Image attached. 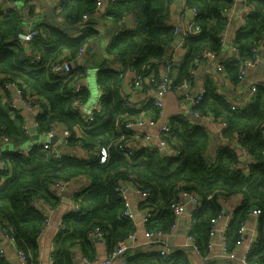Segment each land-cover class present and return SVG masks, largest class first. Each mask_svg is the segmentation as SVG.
Listing matches in <instances>:
<instances>
[{
  "label": "trees",
  "instance_id": "trees-1",
  "mask_svg": "<svg viewBox=\"0 0 264 264\" xmlns=\"http://www.w3.org/2000/svg\"><path fill=\"white\" fill-rule=\"evenodd\" d=\"M20 1L30 7L28 16L35 17V5L40 0ZM97 2L62 0L51 18L36 23L33 30L39 34L26 45L18 40V35L26 29V15L15 5L8 12L0 11V82L2 79L18 81L21 89L47 102L49 109L35 119L38 138L48 133L55 122L69 129L80 125L84 128L81 136L74 135L69 145L81 143L85 150L105 148L108 153L107 160L102 162L99 156L87 161L58 160L39 145L26 155L0 150V158L5 163L0 176H10L0 187V221L7 222L6 228L12 229L10 233L18 249L26 251L33 263H39V240L46 229V217L34 202L42 200L54 210L63 200L50 192L51 184L86 180L90 186L79 195L82 196L81 209L63 216L64 230L55 239L52 258L53 264H74L73 251L80 250L91 263H96L98 251L88 238L90 231L99 228L104 232L107 253L137 231V226L124 216L125 205L117 191L120 184L134 183L141 191H148L147 205L138 203V208H148L153 214L152 223L145 226L149 230L168 231L176 222L173 207L180 193L196 194L202 204L194 214L195 223L189 235L194 238L199 255L206 258L210 254L213 222L219 219L225 202L241 197L243 201L229 221L224 244L228 251L235 250L241 239L240 226L248 221L251 212L258 210L257 238L246 261L264 264V86L257 85L251 104L239 110L218 94L213 79H208L202 101L192 109L196 115L207 114L227 124L223 135L238 137L240 146L251 159L248 172H244L243 161L230 145L220 147L214 159L207 156L210 146L207 130L182 116L170 120L168 138L180 151L179 157L160 152H134L130 158L125 157L119 150L123 139L128 140L130 135L125 122L140 117L143 110L128 108L119 93L118 73L108 62H119L139 73H157V62L168 55L179 31L167 24L173 0L108 1V17L120 22L127 14H133L138 26L134 31L118 34L107 46L105 64L96 76L104 92L103 114L86 124L73 105L76 101L87 103L90 91L74 94L71 87L75 81L86 78L85 69L77 67L70 78L60 79L51 73L50 66L61 59L74 60L98 37V31L92 27L95 14L100 11ZM186 2L187 8L199 11L195 22L202 32L186 39V57L171 69L174 88L185 80L193 81L190 71L204 51L215 53L217 57L227 49L218 36L228 24L223 11L229 10L233 1ZM30 3L35 5L30 6ZM247 4L253 12L247 17L245 28L233 40L237 55L222 60L224 75L235 85L240 83L241 65L255 58V47L260 48L262 55L264 46V0H247ZM85 15L89 16L86 24L89 27L82 29ZM145 110L160 117L159 110L149 103ZM26 127L22 112L12 109L0 94V135L9 137L12 144H22L32 139ZM192 255L181 250L166 259L159 254L140 253L126 256V261L128 264H193ZM0 264L10 263L0 259Z\"/></svg>",
  "mask_w": 264,
  "mask_h": 264
},
{
  "label": "built area",
  "instance_id": "built-area-1",
  "mask_svg": "<svg viewBox=\"0 0 264 264\" xmlns=\"http://www.w3.org/2000/svg\"><path fill=\"white\" fill-rule=\"evenodd\" d=\"M110 3L115 2L116 0H108ZM41 2V0H40ZM105 3V0H98L97 6L100 9ZM247 4V2H246ZM14 9L13 3H8L5 10H0L1 12H8L9 10ZM183 11L189 12V26L186 28V31L182 33H178L177 37L179 39L178 44L174 45L173 49L168 52V55L165 59L158 61V71H150L148 73H139L133 70L132 78H128L126 68L121 65H116L114 67H110L113 71L118 73L120 78V87L119 93L123 100L126 102L128 108L133 110H143L141 112V116L134 119H129L125 122V129L130 132L129 139H123L122 143L119 145L120 152L127 158H130L134 152H160L162 154L177 158L180 156V151L175 148L168 140L170 137L171 125L170 120L163 123L161 128L158 130L156 134H151L148 129L155 128L159 120H154L150 117L146 112L147 104L153 105L160 112V117L162 118L165 111V100L168 94L176 90L177 94L180 97H184L186 99H191V107H196L201 101L204 94V91L194 95L193 93V83L197 76L198 70L203 66L206 59L215 58L216 54L210 51H204L202 55L195 62V68L190 71L191 75L194 77L193 81L185 80L180 86L174 88L173 77L171 76V69L177 65V50L180 48H184L185 41L191 35L197 36L200 35L202 29L199 25L196 24L195 19L199 14V11L196 8H187ZM253 12V8L247 4V17H249ZM223 14L229 21V10H224ZM89 16L85 15L82 18L81 24L82 29L89 27L86 25L88 23ZM81 32V31H80ZM38 32L34 31L32 28L25 29L22 33L18 35V40L22 44H28L32 42L37 36ZM227 27L224 31H222L218 38L223 46L228 47L227 39ZM230 57L237 55V50L234 45L229 48ZM253 53L255 58L253 60H248L241 65L239 72V80L240 83L243 82L246 77L250 74V72L258 65L261 60L260 48L255 47L253 49ZM86 49H82L78 56L74 60L61 59L50 66L51 73L60 79H67L72 76V73L77 67H80V63L85 59ZM222 60L217 61L216 69L218 72H223ZM261 85L264 86V83ZM72 90L74 94H79L83 90L90 91L89 84L85 79L80 81H75L72 85ZM99 87V86H98ZM99 98L97 103L91 108L89 114L84 115L83 109L87 103H83L81 101H76L73 105V109L75 112L85 120L86 124L93 123L98 116L103 114L102 107V99L104 97V92L99 87ZM257 91V86L253 87L251 90V95L254 97ZM0 94H2L4 101L10 105V107L14 110H23L27 111H39L43 107V101L37 95L32 92L24 91L20 88L19 82L12 79H2L0 82ZM229 102V101H228ZM230 103V102H229ZM231 104V103H230ZM232 105V104H231ZM233 106V105H232ZM234 107V106H233ZM239 110H243L241 108H236ZM195 117L199 116L194 114ZM203 119H213L212 122L219 129V132H222L227 128V124L221 120H216L210 115L202 116ZM36 127V126H35ZM27 132L30 131L29 127H26ZM84 128L80 125H76L73 129H69L64 126L60 122H55L52 124L51 130L46 133L48 137V141L41 143L39 146L43 151H50L55 159L63 160L67 158L75 159L78 161H87L92 160L91 158L100 157L102 162H105L108 157L107 150L105 148H101V150H85L82 147L81 143H77L75 146L71 147L70 140L75 135L76 137H80ZM58 136V140L55 144H52L50 139ZM10 138L7 136L0 135V150L4 145L10 144ZM69 146L71 149H69ZM237 151V150H236ZM238 156L241 158L251 159L247 154L246 150L243 147L238 148ZM27 152L22 153V155H26ZM250 164V163H249ZM5 169V163L0 158V171ZM244 172H248V168ZM10 176H0V187H2L6 180H8ZM90 183L88 181H84L83 185L74 188L72 182H64V181H55L53 184L49 186L50 192L54 194V196L63 200L64 196H67L70 200V207L67 210V214L77 213L81 209V198L79 196L82 194L88 187ZM119 197L123 200L125 205L124 216L131 220L137 226V212L136 206H134L128 192L137 193L139 196L138 203L146 204L148 198V191H141L139 186L134 183H122L118 188ZM229 202V201H228ZM37 203V201H36ZM226 203H224L223 211L219 217V219L213 222V228L211 230L210 236V244L209 250L210 254L208 257L203 258L205 261L209 262V264H215L213 261L216 260V257L212 253L215 249V238L217 235H221L223 244L225 241V235L227 232L228 224L230 219L226 218ZM202 200L196 194H188V193H180L179 201L173 207L174 214L176 216V222L168 231L161 230H149L146 228V241L140 245L137 241V231L131 234L126 240L118 243V246L110 253H107L104 257L102 264H115L120 258L125 259L123 264H128L126 261V256L132 257L140 253L146 254H159L160 256L168 259L171 258L172 255L178 250L174 251L171 248V242L175 239L176 235L180 232V230H184L185 234V244L180 249L182 251L194 252L198 253V249L195 245L194 238L189 235V230L195 223L194 214L201 207ZM36 206V205H35ZM41 208L36 206L39 210H41L46 217V228L50 225L52 219V213L54 210L47 203H41ZM138 212L143 216L142 223L144 227L148 224H151V219L153 218V214L149 211L148 208L140 209L138 208ZM230 214V213H229ZM227 216V215H226ZM229 216V215H228ZM260 216V211H253L250 214V218L248 221L242 223L239 229V233L241 234L240 242H238L237 248L232 251H228L225 244L223 245L222 254L219 257V260L222 264L223 259L236 258V251L242 245L248 246L247 254L252 250L253 245L256 241L257 234V220ZM184 218V225L181 226V219ZM226 219L223 230L218 231L216 225L222 219ZM7 225H3L1 230L4 234V237L11 242L15 249L16 258L19 264H35L30 259L26 251L22 249H18L16 246L15 240L11 235L10 231L12 229H7ZM138 228V226H137ZM64 230L63 219L59 220L57 230L55 233V237ZM88 238L91 244L96 245V247L104 243L105 234L99 228H95L90 231ZM56 239V238H55ZM180 250V251H181ZM246 254V256H247ZM246 256L243 257L241 264H249L246 261ZM0 259L7 260L5 255V251L0 249ZM72 260L74 264H93L91 263L80 250L73 251ZM192 260V258H191ZM53 261V258H52ZM193 263V262H192ZM36 264H42L41 261ZM224 264V263H223Z\"/></svg>",
  "mask_w": 264,
  "mask_h": 264
},
{
  "label": "crops",
  "instance_id": "crops-1",
  "mask_svg": "<svg viewBox=\"0 0 264 264\" xmlns=\"http://www.w3.org/2000/svg\"><path fill=\"white\" fill-rule=\"evenodd\" d=\"M233 4L229 9V21L227 24V34L226 39L228 43V47L226 52L223 55L217 56L215 58L206 59L203 66L198 70L197 76L193 83V93L197 95L204 91L206 87V82L208 79H213L215 88L217 93L224 96L234 107L246 109L248 105L252 102L251 90L253 87L264 83V46L262 47V58L258 65L250 72V74L246 77V79L239 83L238 85L232 84L227 76L224 75L223 72H218L216 69L217 61L221 59H228L230 57L229 48H231L233 44V40L235 39L237 33L245 28L246 20H247V0H232ZM20 2L18 5L17 3ZM8 3H14V5L24 14L26 15L25 19V27L26 29L32 28L34 29L37 22L41 21L43 18H51L54 10L58 9L62 3V0H44L41 2H36L35 5V17L28 16L29 6L20 0H0V10H5ZM187 5L186 0H173L170 10V15L167 18V24L170 27H174L180 33L186 31V28L189 26V12L183 11ZM31 6V3H30ZM108 0H105L104 5L100 8V11L95 14L92 27L98 31L99 35L96 39L91 40L88 43L85 59L79 64L80 67L85 69V73L87 74L88 70H93V72L97 75L101 67L105 64L106 61V48L111 43L112 39L116 37L118 34L125 31H134L136 30L138 24L136 18L133 14H127L124 19L120 22L113 21L110 17H108L107 13L108 9ZM173 45V44H172ZM170 46L169 52L173 49V46ZM187 54V48H180L177 50V63L181 64L185 59ZM111 63V64H110ZM108 65L110 67H114L116 65H121L119 62L109 61ZM124 67V66H123ZM128 78H132L133 69L130 67L126 68ZM87 76V75H86ZM87 82V79H85ZM88 83V82H87ZM89 84V83H88ZM43 101V107L39 109V111H27L23 110L22 114L27 122V127L29 129L36 126L35 119L39 114H43L49 109V105L47 102ZM89 104L85 105L83 109L84 115L89 114L91 108ZM151 112V113H150ZM150 117L159 118V122L157 123L155 128L148 129L151 134H156L158 130L161 128L162 124L171 120L176 116H182L187 118L194 125H199L205 128L210 136V146L207 151V156L211 158H215V155L220 147L223 145H230L233 149L238 151L240 147L238 137L232 136L226 138L223 135V131L219 132V129L212 122L211 119H203L201 116H194V112L191 107V99H186L184 97H180L177 94L176 90L171 91L166 100H165V111L161 117H154L155 114L152 113L151 110H148L147 113ZM30 138H38L31 131H28ZM244 164V169L246 170L249 166V159H246L242 162ZM86 181V180H85ZM84 181L75 180L73 181V187L77 188L83 185ZM133 202L134 206H136V218H137V241L140 245H142L146 241V228L142 223L143 216L138 212V201L139 196L137 193L128 192ZM243 199L241 197H234L229 202L226 203V212H229V216L226 218H231L234 211L240 207ZM42 200H37V203L34 202V205L39 206L41 208ZM70 201L67 196L63 197V203L58 205L54 212L52 213V219L48 228L45 229L43 235L40 237L39 244L41 248V256L40 261L42 264H53L52 254L55 246V233L57 230V226L59 220L63 218V216L67 215V210L70 207ZM184 219V218H183ZM184 221V220H183ZM226 219H222L216 225L218 231L223 230ZM8 224L7 222L0 221V249L5 251V255L7 257V261L10 264H19L16 258V253L13 245L9 240L4 237L2 233V226ZM184 223L181 224L183 227ZM257 238V234L255 236ZM185 244V234L184 230H180V232L176 235L175 239L171 242V248L176 251H180L181 247ZM215 249L213 250V254L216 257V260L213 262L215 264L221 263L219 257L222 254L223 249V241L221 235H217L215 238ZM247 244L242 245L236 251V258H226L223 259L222 264H241L242 259L247 254ZM98 251V261L93 264H102L104 257L107 254V249L104 243H101L97 246ZM140 253V252H139ZM125 259L120 258L115 264H123ZM193 264H209V262L205 261L199 254L194 253L192 255Z\"/></svg>",
  "mask_w": 264,
  "mask_h": 264
},
{
  "label": "rangeland",
  "instance_id": "rangeland-1",
  "mask_svg": "<svg viewBox=\"0 0 264 264\" xmlns=\"http://www.w3.org/2000/svg\"><path fill=\"white\" fill-rule=\"evenodd\" d=\"M18 5L20 2L17 3ZM96 74L93 72V70H88L87 76L85 79H87V82L89 83L90 87V95L87 100V105L94 106L99 98V87L97 84ZM48 141V137L45 134H40L39 138L37 140H30L28 139L25 143L22 144H8L4 145L2 147L3 151H14L18 153H24L31 150L33 147L40 145L43 142Z\"/></svg>",
  "mask_w": 264,
  "mask_h": 264
},
{
  "label": "water",
  "instance_id": "water-1",
  "mask_svg": "<svg viewBox=\"0 0 264 264\" xmlns=\"http://www.w3.org/2000/svg\"><path fill=\"white\" fill-rule=\"evenodd\" d=\"M32 5H33V3H31V6H32ZM178 42H179L178 38L175 39V41L173 42V45H172V46L174 47V45L178 44ZM197 77H198V76H197ZM196 79H197V78H196ZM30 131H31L33 134H35V136L38 135V131H37V128H36V127L31 128ZM31 140H37V138H32ZM57 140H58V136H55L54 138H51V139H50V141H51L52 144H55ZM245 160H246V158H243L241 161H245ZM69 201H70V200H69ZM226 215L228 216V215H229V212H227ZM183 220H184V219L182 218V219H181V224L184 223Z\"/></svg>",
  "mask_w": 264,
  "mask_h": 264
},
{
  "label": "clouds",
  "instance_id": "clouds-1",
  "mask_svg": "<svg viewBox=\"0 0 264 264\" xmlns=\"http://www.w3.org/2000/svg\"><path fill=\"white\" fill-rule=\"evenodd\" d=\"M178 37H176V39H177ZM179 40V39H178ZM140 254V253H139Z\"/></svg>",
  "mask_w": 264,
  "mask_h": 264
}]
</instances>
